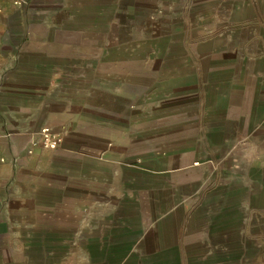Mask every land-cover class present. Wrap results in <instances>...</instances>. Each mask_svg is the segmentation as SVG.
<instances>
[{"label":"crops","instance_id":"crops-1","mask_svg":"<svg viewBox=\"0 0 264 264\" xmlns=\"http://www.w3.org/2000/svg\"><path fill=\"white\" fill-rule=\"evenodd\" d=\"M0 264H264V0H0Z\"/></svg>","mask_w":264,"mask_h":264},{"label":"built area","instance_id":"built-area-1","mask_svg":"<svg viewBox=\"0 0 264 264\" xmlns=\"http://www.w3.org/2000/svg\"><path fill=\"white\" fill-rule=\"evenodd\" d=\"M42 138L41 143L45 147L54 148L60 142V138L57 135H53L48 127L41 128Z\"/></svg>","mask_w":264,"mask_h":264}]
</instances>
